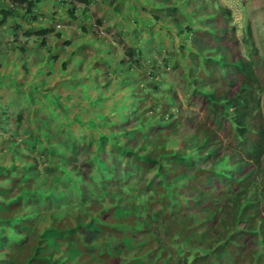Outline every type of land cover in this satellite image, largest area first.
<instances>
[{
  "label": "trees",
  "instance_id": "trees-1",
  "mask_svg": "<svg viewBox=\"0 0 264 264\" xmlns=\"http://www.w3.org/2000/svg\"><path fill=\"white\" fill-rule=\"evenodd\" d=\"M0 264H264V86L229 8L0 0Z\"/></svg>",
  "mask_w": 264,
  "mask_h": 264
},
{
  "label": "rangeland",
  "instance_id": "rangeland-1",
  "mask_svg": "<svg viewBox=\"0 0 264 264\" xmlns=\"http://www.w3.org/2000/svg\"><path fill=\"white\" fill-rule=\"evenodd\" d=\"M219 3L230 9L231 23L235 27V34L239 39V49L242 54L252 61L255 73L264 86V0H219ZM101 15H103V11ZM72 25L71 23L70 26ZM76 28L78 29V25ZM246 29H249V36H246ZM113 30V28H106V32L102 30L103 34L100 35L108 41L113 42L114 44L111 45L115 46V51L118 53L121 48L120 42ZM2 39L8 43L13 41V44L16 42L22 44V41H16V39H13L11 36H3ZM74 40H72V44H74ZM122 40L127 44L126 37H123ZM86 50L91 53L93 51L92 47H87L85 51ZM146 52L149 54L146 62L147 67L149 65L148 61L159 63L160 72L163 73L160 79L161 82L167 85L168 93L176 96L180 101H184L187 91H185L182 77L179 76L176 69L172 68L171 62L162 64L163 59H161L160 55L155 52L150 53L148 50H146ZM161 99L162 97L159 98V100ZM182 108L185 109V111L187 109L185 105H182ZM222 125L223 122L217 120L215 124L216 128H220Z\"/></svg>",
  "mask_w": 264,
  "mask_h": 264
}]
</instances>
